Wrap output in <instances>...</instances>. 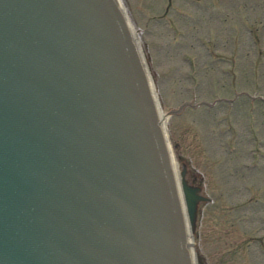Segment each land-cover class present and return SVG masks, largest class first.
Listing matches in <instances>:
<instances>
[{"label":"water","instance_id":"obj_1","mask_svg":"<svg viewBox=\"0 0 264 264\" xmlns=\"http://www.w3.org/2000/svg\"><path fill=\"white\" fill-rule=\"evenodd\" d=\"M170 153L120 0H0V264H204Z\"/></svg>","mask_w":264,"mask_h":264},{"label":"rangeland","instance_id":"obj_2","mask_svg":"<svg viewBox=\"0 0 264 264\" xmlns=\"http://www.w3.org/2000/svg\"><path fill=\"white\" fill-rule=\"evenodd\" d=\"M122 4L178 167L211 197L191 235L198 259L264 264V0Z\"/></svg>","mask_w":264,"mask_h":264},{"label":"bare ground","instance_id":"obj_3","mask_svg":"<svg viewBox=\"0 0 264 264\" xmlns=\"http://www.w3.org/2000/svg\"><path fill=\"white\" fill-rule=\"evenodd\" d=\"M120 1H121V3H122V0H120ZM131 24H132V23H131ZM132 31H133V33H134V35H135V37H136V39H137V41H138V46H139V49H140V53L142 54V51H141V48H140V45H139V33H137V32L135 31V26H133V25H132ZM142 57H143V54H142ZM143 59H144V57H143ZM145 67H146V65H145ZM146 68H147V67H146ZM148 74H149V73H148ZM150 83H151V85H152L153 93H154V96H155V99H156V102H157V105H158V110H159L160 115H161L163 128H164V131H165L166 137H167V139H168V132H167V127H166V117L164 116L163 111H162V108H161V106H160V104H159V102H158L157 92H156V89H155V87H154V84H153V81H152L151 77H150ZM168 143H169V139H168ZM169 144H170V143H169ZM170 150H171V153H170V154H171V158H172V164H173L174 172H175V174H176V177L179 178V167H178V161H177L176 156H175L174 153H173V150H172L171 146H170ZM191 235H192V234H191ZM191 235L188 236V241H189L190 249H191V252H192L193 262L196 263L197 260H198V256H197V254H196V251L194 250V247H193V239H192V236H191Z\"/></svg>","mask_w":264,"mask_h":264}]
</instances>
